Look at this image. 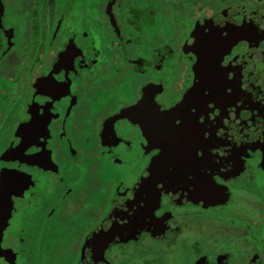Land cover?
Listing matches in <instances>:
<instances>
[{"label": "flooded vegetation", "instance_id": "af4514ba", "mask_svg": "<svg viewBox=\"0 0 264 264\" xmlns=\"http://www.w3.org/2000/svg\"><path fill=\"white\" fill-rule=\"evenodd\" d=\"M29 1L32 7L24 10H31L33 19L28 16L22 29L13 28L11 19L0 23V70L12 53L17 68L10 87L3 82L0 71V90L5 86L15 95L11 104L6 103V110L0 112V146L6 147L15 138L22 117L32 107L35 81L58 63L63 50L75 46L83 53L87 66H77L79 76L72 69H61L72 73L77 91L74 96L61 97L49 110L50 135L43 138L47 141L43 150L55 158L52 166L39 168L26 160L19 161L28 169L24 175H31L35 181L29 187L37 191L23 197L14 192L10 212L5 203V211L0 214V264H53L49 261L52 258H56V264H68V250L75 242L79 245L74 264H89L85 253L99 243L108 246L105 257L111 264H234L232 253L214 251L213 246H222L219 237L226 230L215 224L213 215L215 211L223 215L234 213L238 205L248 208L246 203L252 199L242 185L264 171V77L257 74L261 70L264 73V63L258 61L264 51V39L260 37L264 20L223 18V13L228 12L224 7L227 0H213L211 7L206 4H212V0H179L170 8L192 3L195 10L183 19L174 38H165L161 18H127L126 11L131 6L128 0H106L105 17L97 16L95 20L98 10L89 8L86 12L87 7L80 8L73 0H64L63 4L59 0ZM42 2L46 20H38ZM197 5H206V9L201 13ZM119 8H123L121 15ZM245 9L249 11L247 6ZM21 11L18 7L15 14L9 7L7 15L14 18ZM172 21L176 27L178 20ZM246 24L252 40L216 44L209 53L213 60L223 57L228 61L229 79L224 83L230 91L219 96L218 115L209 114L217 133L216 143L223 153L217 163L228 173L226 178L220 177L224 184L217 195L207 200L187 192L182 197L171 190L162 192L161 207L167 210V218L139 228L138 220H128L129 215H135L136 205L129 207L128 199L118 189L135 197L130 186L138 182L141 168L148 163L147 145L143 143L147 137L138 124L121 118L116 121L115 135L110 134L105 140L100 134L101 112L108 119H112L110 113L118 115L130 99L140 94L146 79L160 89L157 95L165 104L173 103L197 78L189 59L195 56L190 32L223 28L227 35L229 28ZM47 29H51L49 34ZM16 38L18 41L13 42ZM25 54L28 64L23 61ZM4 75L8 79L12 76ZM185 138L172 139L174 158H179ZM144 198L149 199L146 194ZM93 231L108 235L98 241L97 234L96 240L89 243Z\"/></svg>", "mask_w": 264, "mask_h": 264}, {"label": "snow or ice", "instance_id": "6c2138e0", "mask_svg": "<svg viewBox=\"0 0 264 264\" xmlns=\"http://www.w3.org/2000/svg\"><path fill=\"white\" fill-rule=\"evenodd\" d=\"M73 2L80 8L87 6L91 9L99 0ZM248 27L242 25L235 29L229 28L227 35L224 34L223 28H214L207 33L202 30L190 32L193 37L191 51L195 56H189V59L195 66L197 78L186 93L173 103L165 104L157 95L160 89L152 87L151 79H146L141 84L140 94L130 99L118 115L110 113L112 119H108L101 112L103 119L100 134L105 140H108L110 134L115 135L116 121L121 118L138 124L143 129V135L147 137L143 143L147 145L148 163L141 168L138 182L130 186V190L135 192V197L132 198L123 189H118L121 195L128 199L129 207L136 205L135 215H129L128 220H138L139 228L150 227L151 223H160L167 218V210L161 207L162 192L171 190L181 197L187 192L192 197L207 200L217 195L220 186L224 184L220 177L226 178L228 173L217 163L223 159V153L219 151L216 143L217 133L212 127L213 117L209 114L218 115L219 96L227 95L230 91L224 83L229 79L226 67L228 61H224L223 57L213 60L209 53L211 47L216 44L226 41L235 43L242 39L252 40L253 37L246 31ZM83 31L87 36L88 29ZM78 65L87 66L83 53L75 46H68L60 53L58 63L35 81L32 88V107L29 114L22 117L15 138L6 147L0 146V214L5 211L6 202L8 211L12 210L15 202V196L12 195L14 192L23 197L35 195L37 191L35 187H29L30 184L34 185L35 181L31 175H24L28 169L19 161L26 160L39 168L52 166L55 158L49 151L43 150L47 147V141L43 138L50 135L51 117L48 113L61 97L76 94L72 73L61 72V69H72L79 76ZM176 137H186L179 158L172 155L171 141ZM145 194L149 199L144 198ZM52 211H55V208ZM116 226H119V222ZM124 227H127V224ZM107 235V232H101L97 240ZM2 239L0 230V240ZM89 243L93 241L89 240ZM104 246L106 243L101 245ZM204 258L207 259V256Z\"/></svg>", "mask_w": 264, "mask_h": 264}, {"label": "rangeland", "instance_id": "374dc122", "mask_svg": "<svg viewBox=\"0 0 264 264\" xmlns=\"http://www.w3.org/2000/svg\"><path fill=\"white\" fill-rule=\"evenodd\" d=\"M134 1H137V3L135 4ZM167 1L169 2L167 3ZM176 1L179 0H128V3H130L131 6H129L126 11L127 18L132 21L156 20L158 18H161L159 22H161L163 25V29L166 33L165 38H174L175 33L183 26V19L186 16L193 15L192 10H195L192 6V3L185 6H179V8H170L171 4L177 5ZM59 2L63 4L64 0H59ZM203 2H206V0H204ZM106 4V0H99V2L94 7V9L96 11L98 10V12L96 16H94L93 20H95L97 16H100L101 18L105 17L107 13V7H105ZM206 5L209 7L214 6L213 0L212 4L209 3ZM206 5H203L201 8H199L197 5L196 8L198 7L200 11L205 10ZM246 6L249 8V11H246ZM9 7L13 9V12L15 14L17 13L18 7H21L22 11L19 15H17V17L13 18L7 15ZM24 7H32V2H28V0H16L14 2L12 0H0V23L4 20L6 21L7 19H11L13 28H15L16 26L19 27V29H22L23 23L25 24L24 21L28 20V16H30L29 20L33 19L30 15L31 10H24ZM224 7L226 9L228 8V12L226 10L222 16L225 19L232 20L236 17L235 20L239 21L264 20V0H240V2L227 0L224 4ZM218 8L219 3L218 5H216L215 10ZM88 10L89 8L87 7L86 12H88ZM118 10L120 11L119 13L121 15V11L123 10V8L121 10L119 8ZM202 12L203 11H201V13ZM92 14L93 11L91 12V15ZM46 17L48 16L46 15L45 4H43L42 2L38 6V20H46ZM172 20H178L176 27L174 25L175 22ZM250 27H253L252 23L250 24ZM246 29L248 30L249 27ZM50 30L51 29H47V34H49ZM261 30L262 32L260 31L261 34H259L260 37L264 39V24L261 25ZM5 31L11 32L8 31V29H5ZM7 32L5 34H7ZM16 41H18L17 38L13 42ZM261 52L262 54L259 55L258 61L260 63H264V51ZM23 61H27V64L30 63L27 54H25V58L23 56ZM1 67L2 68L0 71H2L4 74L10 73L12 75L11 78L8 79V76L2 73V78L4 79L3 82L9 87L12 86V82L14 81V78L16 76L14 74H16L17 72L13 53L7 56V60L3 61ZM257 74L261 78L264 77V73L262 72V70L257 71ZM262 80L264 81V79ZM14 96L15 95L12 92L11 88L7 89L4 86L0 90V112L6 110V103L11 104ZM253 178H255V180L242 185V187H244L246 195H248L249 198L252 199V202L250 203L249 201H247V198L245 199L247 201L246 205H248V208L238 205L234 213L223 215L215 211L213 215L215 224L221 225L222 227L224 226L225 230H228L227 233H225V231L224 233H222V235H220L219 239L222 240V246H213L214 251L216 252L217 250L220 252V250H222L223 252L227 251L232 253L234 264H264V171L260 170ZM239 186L241 187V185ZM78 245V242H75L72 244V248L68 250V264H74V259L78 252ZM159 251L161 257L164 258L163 252L161 250ZM256 257L259 259L256 260ZM64 260H66V258H64ZM49 261L53 264L57 263L56 258L49 259ZM67 261L65 262L67 263Z\"/></svg>", "mask_w": 264, "mask_h": 264}, {"label": "water", "instance_id": "95a60500", "mask_svg": "<svg viewBox=\"0 0 264 264\" xmlns=\"http://www.w3.org/2000/svg\"><path fill=\"white\" fill-rule=\"evenodd\" d=\"M97 234V231H93L92 233H90L88 242L89 240H92L94 242L96 240ZM106 247L108 246L101 247L100 243L98 245L95 244V246L90 247L85 253V255L90 258L89 264H101L105 262L110 263L105 257V251L107 249Z\"/></svg>", "mask_w": 264, "mask_h": 264}, {"label": "trees", "instance_id": "16d2710c", "mask_svg": "<svg viewBox=\"0 0 264 264\" xmlns=\"http://www.w3.org/2000/svg\"><path fill=\"white\" fill-rule=\"evenodd\" d=\"M38 2L41 1V0H37ZM46 1V0H45Z\"/></svg>", "mask_w": 264, "mask_h": 264}]
</instances>
